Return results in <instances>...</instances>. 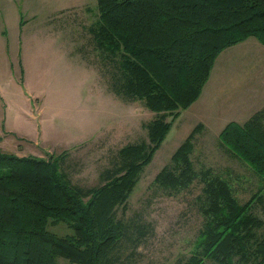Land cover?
Returning <instances> with one entry per match:
<instances>
[{
    "label": "trees",
    "instance_id": "16d2710c",
    "mask_svg": "<svg viewBox=\"0 0 264 264\" xmlns=\"http://www.w3.org/2000/svg\"><path fill=\"white\" fill-rule=\"evenodd\" d=\"M96 41L119 57L118 91L145 102L156 118L147 123L149 140L124 145L114 168L101 172V184L73 182L62 169L65 155L50 158L0 150V264H125L123 240L132 235L118 217L167 137L181 109L193 104L210 79L217 57L231 45L255 36L264 43V0H98ZM172 115L170 120L169 116ZM199 123L172 154L155 182L179 193L198 179L205 222L194 253L181 264H264V109L245 122L229 121L220 142L262 180L240 202L232 184L212 169L198 171L191 155ZM65 222L74 232L56 234L49 226Z\"/></svg>",
    "mask_w": 264,
    "mask_h": 264
},
{
    "label": "rangeland",
    "instance_id": "374dc122",
    "mask_svg": "<svg viewBox=\"0 0 264 264\" xmlns=\"http://www.w3.org/2000/svg\"><path fill=\"white\" fill-rule=\"evenodd\" d=\"M30 2L37 17L22 30L21 53L7 74L1 63L0 115L7 113L14 125L0 129L13 128L12 137L24 140L15 153L65 155L62 169L73 182L99 185L102 170L114 168L124 145L148 142L147 123L157 115L143 100L117 90L120 58L102 49L92 32L100 16L98 0ZM210 76L200 97L175 118L127 202L118 206V217L132 229L120 250L125 264H181L194 253L206 217L199 200L204 182L196 179L190 188L169 194L155 177L172 164V154L199 123L191 155L195 168L225 177L242 203L262 187L256 172L222 145L220 132L229 121L245 122L264 109V43L249 36L226 47ZM20 110L26 120L18 117ZM255 213L264 219V204H257ZM49 228L61 235L74 232L65 222ZM259 233L264 236V227ZM57 264L71 263L59 256Z\"/></svg>",
    "mask_w": 264,
    "mask_h": 264
},
{
    "label": "crops",
    "instance_id": "0c3cea01",
    "mask_svg": "<svg viewBox=\"0 0 264 264\" xmlns=\"http://www.w3.org/2000/svg\"><path fill=\"white\" fill-rule=\"evenodd\" d=\"M24 12L28 13L27 15H30L31 17L28 16L25 18L22 14ZM35 12L36 11L33 10L32 2H30V0H0V72H2V62L4 63L5 74H7L10 67H13V57L21 53L22 30L31 19H36L37 13ZM2 76L4 75H1L0 73V78ZM9 76L11 78L13 77V74H10ZM18 113V117L20 119L26 120L28 117V115L22 110ZM8 118L7 113L5 115H0V124H2V127L6 128L7 126L9 127L10 125H14L8 122ZM200 122H202V120ZM12 130L15 129H0L1 151L15 153L17 152V149L19 150V148L23 147L21 143L22 141L24 142V140H17L15 137H12L13 133H15ZM7 131H10L12 134ZM20 137L25 138L24 136Z\"/></svg>",
    "mask_w": 264,
    "mask_h": 264
}]
</instances>
